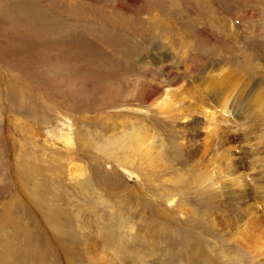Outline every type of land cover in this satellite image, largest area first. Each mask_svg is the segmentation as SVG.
<instances>
[{
    "label": "rangeland",
    "instance_id": "obj_1",
    "mask_svg": "<svg viewBox=\"0 0 264 264\" xmlns=\"http://www.w3.org/2000/svg\"><path fill=\"white\" fill-rule=\"evenodd\" d=\"M223 84L211 138L153 105ZM261 105L264 0H0V264H264Z\"/></svg>",
    "mask_w": 264,
    "mask_h": 264
},
{
    "label": "bare ground",
    "instance_id": "obj_2",
    "mask_svg": "<svg viewBox=\"0 0 264 264\" xmlns=\"http://www.w3.org/2000/svg\"><path fill=\"white\" fill-rule=\"evenodd\" d=\"M35 26V25H34ZM39 26V25H38ZM37 27V26H36ZM38 32V31H37ZM43 32V31H42ZM59 32V31H58ZM72 41V40H71ZM64 44V43H63ZM85 50V49H84ZM14 51V50H13ZM70 51V50H69ZM24 52V51H23ZM16 53V52H15ZM20 53V52H19ZM73 53V52H72ZM88 54V53H87ZM56 55V54H55ZM84 57V56H83ZM55 58V57H54ZM70 58V57H69ZM56 62V61H55ZM55 65V64H54ZM65 65V64H64ZM53 66V65H52ZM70 66V65H69ZM70 68V67H69ZM73 69V68H72ZM77 69V68H75ZM67 70V69H66ZM74 70V69H73ZM94 70V69H93ZM72 71V70H71ZM75 72V71H73ZM75 73L69 74L66 73V75L64 76L65 79H70V80H74L77 76ZM57 75V74H56ZM30 76V75H29ZM81 76V75H80ZM92 76V75H91ZM28 77V76H27ZM63 77V76H62ZM79 78V77H77ZM76 78V79H77ZM63 79V78H62ZM61 79V80H62ZM221 79V77H220ZM60 80V81H61ZM226 80V79H223ZM80 81V80H79ZM222 81V79H221ZM228 81V80H227ZM72 82V81H71ZM81 82V81H80ZM229 82V81H228ZM234 83V82H233ZM60 84V83H59ZM62 84V83H61ZM82 85V84H81ZM234 85V84H232ZM237 85V84H236ZM39 86V85H38ZM83 86V85H82ZM85 87V86H84ZM230 85H225L223 84L222 89H217V96H215L214 98V106H212L211 104H209V102H207L206 100H204L203 97H201L202 95H197V97H193L194 99L192 101H195L193 103H189L187 102V104L184 102V97L182 95H170L171 92H169L168 90H164V91H160V97L158 98L157 102H155L153 105H156V108H158L159 112L164 115L167 118H170L172 120V122H179V121H186V124L189 128L196 126V121L197 119L195 118V115H201L202 116V129L204 130V132L206 133V137H210L211 135L215 132V125H216V114L218 113H224L226 112L227 108H228V104L230 103L231 99L233 98V94L235 93V90L233 88L229 89ZM57 88V86L55 87ZM58 88H61V86H59ZM77 89V88H76ZM22 90V89H21ZM93 90V89H92ZM209 91V89H207ZM212 90V89H211ZM203 91V90H202ZM214 91V90H213ZM62 92V94H67L68 96L72 97V99L76 100L77 102H74L72 105H75V110L77 109L76 107H79L80 109H83V106L81 104L79 95L77 93H75V90L72 86H66V88L63 86V88L59 91ZM52 93L54 94L55 91L53 92L52 89L49 91V94ZM90 93V92H89ZM22 94V93H21ZM185 94V93H184ZM23 95V94H22ZM47 95V93H46ZM60 95V94H59ZM87 95V94H86ZM189 95V94H188ZM83 96V95H82ZM20 98V96H19ZM189 98V96H188ZM256 99H259L257 97H255ZM254 98V100H255ZM87 99V98H86ZM186 99V98H185ZM73 100V101H74ZM84 101V100H83ZM88 101V100H87ZM91 101V99H90ZM257 101V100H256ZM259 101V100H258ZM263 101V100H262ZM95 102V101H94ZM93 103V101L91 102ZM90 103V104H91ZM257 103V102H256ZM85 104V103H84ZM89 104V105H90ZM88 105V106H89ZM263 105V104H262ZM260 107V111L262 113V111L264 110V107ZM68 106V105H67ZM66 106V107H67ZM87 106V107H88ZM86 107V106H85ZM69 109V108H68ZM67 109V110H68ZM72 110V109H71ZM71 112V111H70ZM264 114V113H263ZM59 139H61V141L63 143H66L65 145H71L72 140L70 137L66 136V135H59L58 136ZM74 139V138H73ZM151 137L146 135V134H138L136 140L134 141V145H135V152L142 154L143 157H147V155L149 154L150 151V144L151 142ZM60 141V142H61ZM61 142V143H62ZM64 145V146H65ZM71 147V146H70ZM220 159V158H219ZM213 161V160H212ZM211 161V162H212ZM215 162V161H214ZM217 164V163H216ZM209 166H203V174L204 176L210 175L211 172L214 170L216 171V175L214 176V179H212L213 181H216L218 183L219 180H221L224 176H225V166H224V159L223 157L218 161V164L215 167H212L209 169ZM227 167V166H226ZM81 169V168H80ZM79 167L77 166H73L71 168V174L72 176L75 178H78L81 174V171ZM123 173H125L127 175V177H131L134 176L137 178V176H135V174H133L132 172L128 171L127 169H122L121 170ZM213 171V172H214ZM80 176V177H81ZM212 178V177H210ZM138 179V178H137ZM239 219L238 220H243L244 222V217H242V215H239ZM251 217V216H250ZM249 217V218H250ZM249 220V219H248ZM242 222V223H243ZM244 223H247V221H245ZM247 225V224H246ZM249 227H252L251 225ZM253 228V227H252ZM251 230V229H250Z\"/></svg>",
    "mask_w": 264,
    "mask_h": 264
}]
</instances>
